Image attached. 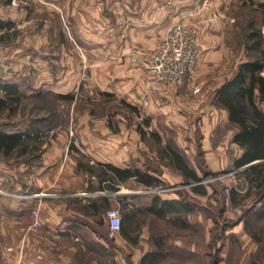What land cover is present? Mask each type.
I'll list each match as a JSON object with an SVG mask.
<instances>
[{"label":"rangeland","instance_id":"rangeland-1","mask_svg":"<svg viewBox=\"0 0 264 264\" xmlns=\"http://www.w3.org/2000/svg\"><path fill=\"white\" fill-rule=\"evenodd\" d=\"M258 1L260 0H220L218 4L230 18L225 26V40L230 47V55L223 60L225 65L221 67L223 74L230 73L238 62L259 54L256 51L248 53L245 47L249 30L252 27L262 26ZM202 3L205 2L191 5L200 9ZM45 20L46 18H39L38 23L42 24ZM20 31V27H14L10 34L16 38ZM38 47L48 59L47 68L44 69H48L47 71L52 75L59 67L62 70L65 62L61 59V66L58 60L56 61L58 58L56 56L59 54L63 58L68 54L70 46ZM86 47H93V50L86 48L84 52L87 59L93 62L99 60L105 53L103 50L95 49L98 46ZM12 63L13 72L18 75L16 81L21 88V98L17 103V109L13 112H4L0 121L18 127L23 126L22 128L28 127L39 135L29 138L30 151L21 154L23 157L33 158V162L26 163L24 169L18 167L12 174L10 167H17L23 161L9 165L0 155V245L2 248L5 237L17 233V229L23 225L32 234H42L46 245L51 249L55 247L61 253H65L69 246L79 247L83 244L74 240L72 235L81 233L86 236L85 239L91 249L87 247L86 251L82 252V260L78 262L85 260L91 262L93 259L98 264H121V260L116 257L117 251L124 253V264H128L130 260L135 262L140 252L138 250L140 245L147 246L138 243L137 239L148 236L154 247L159 245L156 238H161V245L165 251L154 264H264V180L261 183V178L250 169L262 165L264 160L260 159L251 166L241 168L234 165L239 147L231 138L235 126L232 121L226 120L225 116L220 114L216 124L211 125L209 130L206 127L209 124H205L204 128V124H201L197 117L192 123H178L165 114L164 110L161 111L162 109H158L156 114H149L144 104L135 105L115 93L102 91L92 75V71L98 69L96 65L89 67L79 64L76 68L80 78L76 87L64 92L73 94V97H61L51 87L41 83L42 68H39L37 63L29 58L22 60L18 58V61ZM218 70H220L219 66ZM198 85L201 86V82L196 83L194 87ZM0 94L5 95V91H0ZM191 95H194L192 89ZM188 101L190 98L185 96L178 103L187 106ZM217 101L215 103L219 105ZM260 106L264 108V101H260ZM96 120L99 123L101 120L108 122L114 133H120V130L126 126L139 129L141 126L145 130L143 133L140 130L144 144L141 147L143 156L141 165L144 171L156 172V176L160 178L159 183L153 185H146L138 179L131 178L121 183L119 190H111L101 188L102 166L94 163L91 168L93 174L88 173V184L84 185L86 190L79 192L82 196L94 200L101 195H117L118 191H124L125 194H120L124 195V200H121L120 204L114 202L110 205L120 209L122 218L134 204L137 213L129 223L128 230L130 235L136 236L137 239H131L123 250H117L113 238L121 233L112 232L108 225L106 226L108 217L105 212L109 207L103 211L104 213L92 209L93 223L89 231H84L74 224L75 222L71 226L61 228H53L43 223L37 225V228L30 227V213L33 215V211L41 210L46 200L59 201L67 205L71 191L68 185L42 187L37 174L34 173L36 170L34 166L42 163L44 153L58 133H65L63 130H68L66 154L69 152L72 157L84 162V165L90 168L91 165L87 161L88 154L84 148L79 147L81 135L85 132L81 131V128ZM168 143L185 154L191 165L198 166L201 170V182L205 184L207 192L198 199L191 192L195 181H189L186 176L178 174L168 155L165 154L164 150ZM189 148H192L191 152H187ZM245 167H248L249 171L245 172L243 170ZM172 168L176 171L171 172ZM163 171H166V176ZM231 188L237 191V203H234L230 197ZM176 193L193 205L195 212L187 219L188 222L184 221V213L181 221L180 215L176 212L169 213L166 217L154 216L148 212L150 196L153 197L155 194L169 196ZM38 194L42 195L38 196ZM136 194H140L141 198L135 204L133 197ZM77 206L80 207L81 204ZM103 214L106 216L105 219ZM102 218L103 221H100ZM94 236H103L107 244L104 239L101 241ZM175 239L188 241V244L178 243Z\"/></svg>","mask_w":264,"mask_h":264},{"label":"crops","instance_id":"crops-1","mask_svg":"<svg viewBox=\"0 0 264 264\" xmlns=\"http://www.w3.org/2000/svg\"><path fill=\"white\" fill-rule=\"evenodd\" d=\"M196 2L205 3L197 9L191 5ZM219 2L220 0H0V18L5 21V24L0 26V55L11 62L18 61V58L20 60L29 58L37 63V66L42 68L41 83L51 87L57 93L69 92L76 87L80 78L77 70L79 64L89 67L96 65L98 69L93 70L92 75L102 91L115 93L135 105L144 104L149 114H156L158 109H162L161 111L164 110L165 114L178 123H192L197 117L199 122L204 124V128L205 124H209L206 127L210 130L209 127L216 124L220 114L231 121L229 110L218 100V90L223 83L234 76L241 63V61L238 62L230 73H222L221 67L225 66L223 60L230 55V47L225 40V26L230 18L220 9ZM189 10H194V14L187 19L197 20L202 24L198 35L201 52L196 67L192 75L183 83L169 85L161 91L154 90L146 75L145 65L140 61H133L132 55L138 51L153 49L167 26L179 19L183 12ZM39 18H46V20L39 24ZM14 27L21 28L16 38L10 34ZM38 46H70L68 54L63 56L64 59L59 54L56 56L58 64H61L62 60L66 63L64 66L61 64L62 70L59 67L52 75L50 71H47L48 69H44L48 59ZM86 46H98L95 49L103 50L105 53L99 60L93 62L87 59L84 53L87 49L93 50V47ZM13 67L7 73L0 69V82L6 80L18 82L16 81L18 75L14 74ZM198 82H201V86L196 91L193 87ZM191 89L194 95H191ZM185 96L190 98L187 106L178 103ZM216 100L219 105L215 103ZM234 125L231 138L239 147V153L236 156L239 157L243 148L234 141V135L240 126L237 123ZM84 126L81 128V131L85 132L81 135L79 147L84 148L88 154L87 161L91 165L90 168H87L84 162H79L77 158L72 157L69 152L66 154L68 130H63L65 133H58L44 153L42 163L34 166L36 168L34 173L37 174L42 187L68 185L72 191H70L67 205L49 200L42 204L36 217L38 226L43 223L53 228H61L71 226L75 222L74 224L84 231L92 229V198H86L79 192L86 190L84 185L88 184V173L93 174L91 167L94 163L100 165L99 162H111L123 168L138 167L143 170L141 147L144 144L139 128L126 126L120 130V133H114L108 122L102 120L100 123L96 120ZM191 151L192 148L187 150V152ZM222 156L225 157L223 154ZM25 164L21 162L17 167L11 166V173L14 174L18 167L24 169ZM191 167L201 175L198 166L191 165ZM176 169L178 174L185 176L178 168ZM176 169L172 168L170 171L173 172ZM163 173L167 175L166 171ZM131 178L137 179V176L133 175L118 181L117 190L120 189L121 183ZM132 188L135 187L132 186ZM191 192L197 199L204 194L193 189ZM120 194L125 192L118 191L117 195H106L110 197L111 204L114 202L120 204L121 200H124V195ZM156 196H159L158 201ZM140 198V194H136L133 197L134 203L139 202ZM167 200L171 204L167 206L164 213H158L157 208H160L163 201ZM77 204L81 206L78 207ZM188 204L189 201L184 200L178 193L169 196L155 194L148 198L147 210L159 217H166L169 213L176 212L180 215L181 221H183L184 213V221L188 222L187 219L195 212L193 208L188 207ZM129 213H131V219L123 221L125 228L127 225V234H124L121 229L114 231L121 233L113 237L117 250H123L125 244L131 239H137L136 236H131L128 230L129 223L133 221L137 213L134 204L124 218ZM29 216L30 227L37 228L38 226L33 224V215L30 213ZM96 237L101 241L104 239L103 236ZM96 237L94 236L95 239ZM72 238L83 244L79 242V247L69 246L65 253H61L55 247L51 249L47 246L42 234H32L21 225L17 233L5 237L4 248L0 245V264H98L93 259L91 262L86 260L78 262L82 260V252L86 251L87 247L90 248V245L85 239L86 236L81 233L72 235ZM137 240L138 243L147 244V246L140 245L138 249L140 252L135 262L130 260L128 264H144L142 257L151 251L159 250L161 253L154 261L147 260L145 264H154L163 256L165 251L161 245V238H156L159 244L156 247L148 236H141ZM175 241L188 244V241L182 239H175ZM117 252V259L124 264V253Z\"/></svg>","mask_w":264,"mask_h":264},{"label":"trees","instance_id":"trees-1","mask_svg":"<svg viewBox=\"0 0 264 264\" xmlns=\"http://www.w3.org/2000/svg\"><path fill=\"white\" fill-rule=\"evenodd\" d=\"M257 6L261 10L262 26L252 27L249 30L245 47L248 53L256 51L259 54L241 62L234 76L223 83L218 90V100L229 110L230 120L240 126L234 135V141L243 148L242 154L234 159V165L237 168L244 167L255 159L264 160V110L260 106V101H264V0L258 1ZM4 24L5 21L0 18V26ZM0 89L5 91V95H0L1 118L4 112H13L17 109V103L21 98V88L18 82L6 80L0 82ZM59 96L72 98L73 94L59 93ZM147 122L149 123V120ZM140 130L142 133L145 132L141 126ZM37 135L39 133L35 134V131L33 132L28 127L22 128L0 121V155L9 165H14L19 161L32 163L33 158H26L21 154L30 151L29 138H34ZM164 151L174 167L178 168L189 181H195L192 185L193 190L207 192L205 184L201 182L202 176L191 167L185 154L170 143L166 144ZM99 164L102 166L100 173L103 175L102 189L117 190L118 181L133 175H136L137 179L146 185H153L160 181V178L155 174L138 167L123 168L111 162H99ZM250 169L256 172V176L260 177L261 183H263L264 162L262 165L253 166ZM243 170L247 172L249 168L245 167ZM230 197L234 203L238 202L235 188L230 189ZM158 200L159 196H156V201ZM163 202L162 206L157 208V212L160 214L164 213L167 206L171 204L168 200ZM110 205V197L107 195L91 200V206L95 212L104 211ZM188 207L191 209L193 205L189 202ZM131 217V213H129L126 218H122L121 231L124 234H127V225L125 228L123 221H129ZM100 221H103V218ZM160 253L159 250L148 252L142 257V262L145 264L147 260L154 261Z\"/></svg>","mask_w":264,"mask_h":264},{"label":"built area","instance_id":"built-area-1","mask_svg":"<svg viewBox=\"0 0 264 264\" xmlns=\"http://www.w3.org/2000/svg\"><path fill=\"white\" fill-rule=\"evenodd\" d=\"M194 14V10L183 12L181 17L169 24L157 43L147 51L136 52L132 55L133 61H140L146 67V74L150 86L161 91L169 85H178L184 82L188 75L194 71L201 45L198 41L201 22L187 19ZM12 62L0 55V69L7 73L12 70ZM196 86L195 90H199ZM42 194H38L41 196ZM38 211H33L34 225H38ZM108 228L110 231H118L122 226V215L117 206L107 209Z\"/></svg>","mask_w":264,"mask_h":264},{"label":"water","instance_id":"water-1","mask_svg":"<svg viewBox=\"0 0 264 264\" xmlns=\"http://www.w3.org/2000/svg\"><path fill=\"white\" fill-rule=\"evenodd\" d=\"M257 161H260V159L254 160L253 162H250V163L246 164L245 166L253 165V164H255Z\"/></svg>","mask_w":264,"mask_h":264}]
</instances>
